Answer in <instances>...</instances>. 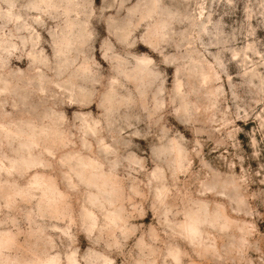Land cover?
Returning <instances> with one entry per match:
<instances>
[{"label":"clouds","instance_id":"9594fccd","mask_svg":"<svg viewBox=\"0 0 264 264\" xmlns=\"http://www.w3.org/2000/svg\"><path fill=\"white\" fill-rule=\"evenodd\" d=\"M227 2L234 5L235 0ZM202 9V0H100L99 4L96 0H0V128L9 132L23 124L53 160L68 153L73 159L86 157L97 163L95 171L118 178L117 183L105 185L103 203L94 206L101 223L104 205L111 206L115 199L150 208L162 188L153 178L144 183L135 177H151L150 167L158 168L169 188V205L163 211L176 221H161L159 244L146 243L141 237L129 245L127 235L105 242L87 233L82 244L78 239L80 205L74 198L76 223L70 234L17 230L0 242V264H48L54 255L58 264H92L100 245L109 257L107 264H116L112 257L125 249L129 250L127 264H157V260L161 264H241L247 254L246 241L225 244L218 235L215 240L209 238L213 225L203 215L196 233L182 230L180 220L195 211L183 189L177 188L183 175L192 184L191 199L207 198L201 197L195 175L207 174L202 160L225 176L221 171L225 162L202 153L203 137L220 134L227 139V121L239 116L221 108L225 84L232 90L240 88L246 98L250 95L251 105H264V75L255 70L264 67V53L256 50V41L243 50L260 59L244 73L251 79L240 85L233 84L216 58L209 63L207 47L202 45L201 52L189 44L177 57L176 82L167 86V68L172 64L169 49L177 36L193 31L214 41L210 47L220 43L217 26L200 15ZM104 25L109 37L116 38L115 44L100 37L99 28ZM241 28L232 39L243 35L248 40L257 28L264 29V0H244ZM145 36L155 41L159 60L133 53ZM98 41L102 48L105 44L112 48L119 66L113 63L103 69L94 59ZM254 79L259 84H253ZM223 194L222 190L209 193L212 197ZM170 250L176 254L169 255ZM260 264H264V252Z\"/></svg>","mask_w":264,"mask_h":264},{"label":"rangeland","instance_id":"374dc122","mask_svg":"<svg viewBox=\"0 0 264 264\" xmlns=\"http://www.w3.org/2000/svg\"><path fill=\"white\" fill-rule=\"evenodd\" d=\"M96 3L99 4L100 0H96ZM202 3L200 15L207 16L217 26L220 43L210 47L208 45L215 43L214 41H210L207 36H198L193 31L177 36L173 42L174 47L169 49L172 64L167 68V86L176 82L177 57L189 44L194 50L201 52L207 47L209 63L216 58L221 62L222 70L232 76L233 84L244 85L245 81L251 79V75L245 76L244 73L260 57L251 51L243 54V50L256 41V50L264 53V29L257 28L256 34L248 40L243 35L232 39L233 33L242 31L244 0H235L234 5H229L227 0H202ZM92 23L95 28L96 22ZM253 26H256L255 21ZM209 27L212 30L211 25ZM108 32V25L99 28L100 37L115 44L116 38L109 37ZM155 48L153 38L145 36L132 51L141 59L159 60ZM116 51L119 52V47ZM173 52L175 55H171ZM234 56L241 58L234 59ZM94 59L103 69H110L113 63L119 66L112 48L107 44L102 48L101 41L96 43ZM193 59L195 60V56ZM245 59L248 63H245ZM255 70L264 75V67ZM251 82L259 84L258 79ZM224 91L225 102L221 104V108H227L239 116L234 115L227 121V139L221 138L220 134L204 136L201 151L215 155L225 162V169L221 170L225 172V176L222 177L221 172L202 160L207 174L202 178L198 172L195 174L199 179L201 197H207L201 199H191L194 195L191 182L183 175L179 177L181 187L177 191L183 189L195 211V215L182 218L180 224L185 233H196V223L203 215L213 225L209 238L215 240L218 235L225 244L246 241L247 254L241 259V264H260L261 253L264 252V244L261 242L264 238V115L261 114L264 105H251V96L246 98L240 88L232 90L225 84ZM12 132L15 134H11ZM97 168L96 162L86 157L73 159L71 153L63 155L59 160H53L42 151L39 138L30 134L23 124L9 132L0 128V242L6 235L11 238L17 230L22 229H29L36 235L46 229L70 234L68 230L76 223L73 214L75 198L80 205L81 233L78 239L82 244L86 241L85 233L93 238L100 237L105 242L127 235L131 237L128 240L129 245L135 244L141 237L146 243L159 244L162 235L159 227L161 221L176 223L173 216L163 211L169 205V188L164 173L156 167H150L151 177L143 174L135 177L137 182L144 183L153 178L156 186L162 188L158 193V200L150 208L142 204L127 205L122 199H115L111 206L104 205L106 210L101 223V217L97 215L94 206L103 203L105 185L117 183L118 178L97 172ZM57 176L62 177V180H58ZM213 190H222L224 194L212 197L209 193ZM145 232L147 236L143 235ZM220 241L216 243L219 244ZM128 251L125 249L118 257H112L116 259V264H127ZM95 252L98 254L92 256V264H107L109 257L104 255L103 245L96 248ZM175 254L174 251H169V255ZM58 259L54 255L49 258L48 264H58ZM157 264L161 262L157 260Z\"/></svg>","mask_w":264,"mask_h":264}]
</instances>
